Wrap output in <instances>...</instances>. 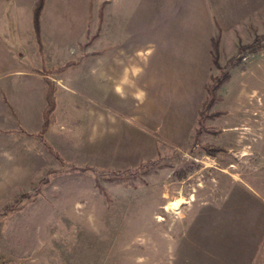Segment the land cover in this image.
<instances>
[{"label":"rangeland","instance_id":"obj_1","mask_svg":"<svg viewBox=\"0 0 264 264\" xmlns=\"http://www.w3.org/2000/svg\"><path fill=\"white\" fill-rule=\"evenodd\" d=\"M113 1L88 0L83 51L94 44L95 25L110 14ZM224 1L151 0L146 14L152 58L164 18L168 32H181L184 21L191 19H198L201 38L216 31L207 86L216 78L226 80L209 110L203 109L206 86L197 134L188 145L186 137L184 146L168 143L167 154L134 166L95 164L82 155L91 150L85 149L75 123L82 114L71 110L73 97L84 107L97 99L102 111L118 103L111 96L101 101L94 86L78 82L71 86L72 94L62 91L57 103L51 79L55 108L58 104L59 113L64 109L69 115L70 147L58 151L47 140L56 156L40 134L43 149L25 145L23 166L8 161L0 167V264H264V13L257 27L248 28L249 42L235 55L222 56L218 44L223 22L239 12ZM247 60L254 61L249 69ZM241 71L256 73L257 80L244 78ZM244 79L251 86L244 89L249 101L240 111V104L238 110L235 105ZM156 119L150 123L154 127L166 124ZM158 132L161 139L162 130ZM112 137L101 143L114 144ZM157 145L162 149L160 141Z\"/></svg>","mask_w":264,"mask_h":264},{"label":"crops","instance_id":"obj_2","mask_svg":"<svg viewBox=\"0 0 264 264\" xmlns=\"http://www.w3.org/2000/svg\"><path fill=\"white\" fill-rule=\"evenodd\" d=\"M37 1L0 0V167H7L9 162L23 166L25 145L32 143L37 150L43 149L39 135L51 79L56 83L57 103L62 91L73 93L74 82L94 86L93 95L101 101L111 96L118 103L102 111L97 99L95 105L84 107L73 97L71 110L82 114L75 123L87 143L85 149L91 150V154L81 150L82 155L95 164L134 166L167 154L168 143L181 147L184 137L188 138L187 145L195 140L207 97L212 65L209 55L216 31L201 38L198 19H191L184 21L181 32H168L167 24L162 25L167 21L164 18L155 34L158 53L152 58L151 20L146 16L151 0H114L110 14L95 25L94 44L83 51L81 43L89 32L88 0H45L38 30ZM226 1L224 5L239 7V12L223 22L218 44L222 56L235 55L241 44L249 42L248 28L252 24L257 27L264 13V0ZM247 7L250 10H245ZM248 62L247 69L254 65V61ZM240 73L257 80L256 73ZM250 86L244 79L236 97L237 110L238 103L240 111L248 105L244 89ZM103 87H110L111 94L100 90ZM85 93L92 95L88 90ZM53 115L44 136L60 151L59 147H70L69 115L64 109L59 113L58 104ZM70 117L74 118L72 114ZM158 117L166 121L164 126L162 122L151 125ZM159 129L161 139L155 135ZM110 135L114 144H102Z\"/></svg>","mask_w":264,"mask_h":264},{"label":"trees","instance_id":"obj_3","mask_svg":"<svg viewBox=\"0 0 264 264\" xmlns=\"http://www.w3.org/2000/svg\"><path fill=\"white\" fill-rule=\"evenodd\" d=\"M44 4H45V0H38L36 4L35 18H36L37 30L39 29V18ZM225 80L226 78H216L215 81L213 80L214 81L213 85L209 84L207 86L209 96L204 104L203 109L209 110L212 107V105H214V103L219 99L218 95L216 94V90ZM48 82H49L48 97H47L48 103L44 112V125L41 131V139L43 140L45 145H47L52 150V152L55 153L56 156H58V152H56L54 147L47 141V139L44 136V133L47 131L49 125L51 124L52 113L55 109V96H54V89L52 88L53 82L51 80H48Z\"/></svg>","mask_w":264,"mask_h":264}]
</instances>
